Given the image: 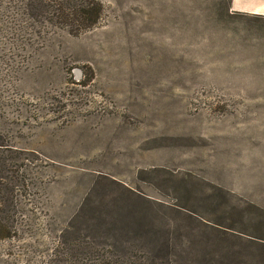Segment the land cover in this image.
<instances>
[{
	"label": "rangeland",
	"instance_id": "rangeland-1",
	"mask_svg": "<svg viewBox=\"0 0 264 264\" xmlns=\"http://www.w3.org/2000/svg\"><path fill=\"white\" fill-rule=\"evenodd\" d=\"M94 1L27 45V1L0 0V264H264V16Z\"/></svg>",
	"mask_w": 264,
	"mask_h": 264
},
{
	"label": "trees",
	"instance_id": "trees-1",
	"mask_svg": "<svg viewBox=\"0 0 264 264\" xmlns=\"http://www.w3.org/2000/svg\"><path fill=\"white\" fill-rule=\"evenodd\" d=\"M25 1H27V5H25V9L27 8V16L32 17L29 19L26 18L28 22H26L24 26L27 45H30L29 41H31L32 36L40 33L39 28L41 25L39 28H35L33 24L37 22V18L40 24L47 22L52 27H56L55 29L60 27L63 33L76 36L97 26L102 16V8L100 4L94 0ZM8 160L11 162L13 158H2V156H0V240L9 239L15 233V228L13 229L14 226L11 224L13 221L11 211L15 207L10 209V205L14 203L13 193L15 191V186L13 185V181L17 177L15 174L14 176L8 174L10 167V165L7 166ZM13 178L15 179L13 180Z\"/></svg>",
	"mask_w": 264,
	"mask_h": 264
},
{
	"label": "crops",
	"instance_id": "crops-1",
	"mask_svg": "<svg viewBox=\"0 0 264 264\" xmlns=\"http://www.w3.org/2000/svg\"><path fill=\"white\" fill-rule=\"evenodd\" d=\"M234 12L264 16V0H232Z\"/></svg>",
	"mask_w": 264,
	"mask_h": 264
}]
</instances>
